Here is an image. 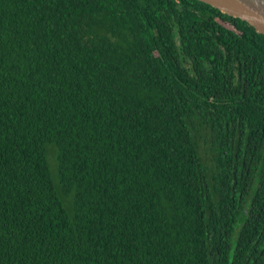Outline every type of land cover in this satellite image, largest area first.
I'll return each instance as SVG.
<instances>
[{"label":"trees","instance_id":"trees-1","mask_svg":"<svg viewBox=\"0 0 264 264\" xmlns=\"http://www.w3.org/2000/svg\"><path fill=\"white\" fill-rule=\"evenodd\" d=\"M0 264H264V31L0 0Z\"/></svg>","mask_w":264,"mask_h":264},{"label":"water","instance_id":"water-1","mask_svg":"<svg viewBox=\"0 0 264 264\" xmlns=\"http://www.w3.org/2000/svg\"><path fill=\"white\" fill-rule=\"evenodd\" d=\"M225 12L238 14L264 31V0H202Z\"/></svg>","mask_w":264,"mask_h":264}]
</instances>
